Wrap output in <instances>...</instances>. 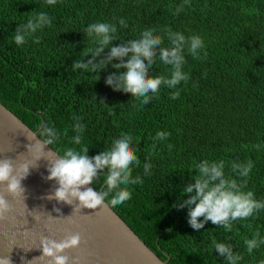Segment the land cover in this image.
<instances>
[{"label": "trees", "instance_id": "16d2710c", "mask_svg": "<svg viewBox=\"0 0 264 264\" xmlns=\"http://www.w3.org/2000/svg\"><path fill=\"white\" fill-rule=\"evenodd\" d=\"M182 3L59 0L50 6L45 0H0V102L34 132L45 125L58 129L61 140L50 146L61 155L67 147L87 146L88 155L94 157L122 133H131L140 142L136 147L141 160L133 175H141L144 183L129 186L131 200L110 206L163 261L226 264L225 257L211 248L216 239L233 245L243 257L239 264H259L264 260V245L248 254L244 239L257 231L264 237V210L235 221L231 232L211 221L197 231L188 223V208L180 209L178 202L188 198L182 192L194 183V164L221 158L226 174L237 179L231 160H252L255 167L246 190L264 200V0H191L174 15ZM39 12L53 18L52 26L39 30L25 45H16L12 37L19 23ZM120 18L127 21L126 28L119 24ZM96 22L117 25L116 44L138 39L149 27L160 35L169 27L186 36L200 35L208 55L197 59L185 52L184 71L191 78L179 86V99H170L173 90L162 87L157 99L140 107L131 93L114 91L106 84L107 76L117 72L111 65L99 76L71 70L84 48L93 46L83 31ZM164 46H169L166 38ZM169 72L170 66L158 61L150 75ZM74 114L87 125L81 145L71 143ZM158 131L171 135L156 142ZM169 143L174 145L171 150ZM255 144L261 145L260 150L252 147ZM145 158L153 165L149 176L143 175ZM102 184L101 179L91 186L99 192Z\"/></svg>", "mask_w": 264, "mask_h": 264}, {"label": "clouds", "instance_id": "9594fccd", "mask_svg": "<svg viewBox=\"0 0 264 264\" xmlns=\"http://www.w3.org/2000/svg\"><path fill=\"white\" fill-rule=\"evenodd\" d=\"M45 2L54 6L59 0H45ZM190 4L191 0H184V3L176 6L174 15H179L185 6ZM52 23L53 18L47 12L32 14L26 23H19L12 39L16 45L23 46L39 30L51 27ZM119 24L125 28L128 26L124 18L119 19ZM117 31L115 23L89 24L83 33L93 46L84 48L81 52L82 58L73 61L71 70L73 72L83 70L98 75L100 71L111 65L117 72L107 76L106 84L114 91L131 93L140 107L157 99L162 87L173 90L170 99H179L181 94L179 86L182 82L187 84L191 78L190 73L184 71V65L187 63L185 52L197 59H206L208 55L203 37L186 36L183 32L173 31L170 27L162 30L164 35L157 34L155 28H146L138 39H129L120 44L115 43L119 40ZM165 38L169 42L167 47L164 46ZM35 42H40L38 36ZM106 49H109L107 53ZM89 56L91 59L85 62L84 58ZM158 61L170 66L167 75H150V70ZM72 119L75 121L71 126L75 135L72 136L71 143L81 145L87 125L81 122L83 120L81 116L74 114ZM36 133H39L42 139L35 140ZM67 134L65 129L63 135L67 136ZM170 135V132L158 131L153 139L156 142L166 141ZM28 139L35 140V143L26 146L31 159L26 158L23 161L8 157L0 159V220H5L12 211V205L7 197L11 196L14 199L25 197L26 190L22 181L42 158L50 160L47 169L49 175L46 179L55 181L58 185L46 198L73 205L74 211H80L82 208L99 209L105 206V202L112 207L122 205L132 199L129 186L144 183L141 175H133L134 169L141 167V160L137 155L140 149L136 147L140 142L131 133H122L119 138L112 141L110 148L94 157L88 155L87 146L79 149L67 147L58 158L52 152L45 153L46 145L53 146L61 140L60 131L53 126H41V130L32 132L31 138ZM167 147L171 150L174 145L169 143ZM243 147L248 146L243 145ZM252 147L260 150L261 145L255 144ZM152 148L155 150V143ZM53 156L55 158H52ZM230 166L231 172L239 179L226 174V162L223 158L204 159L194 164L196 173L192 176L194 183L185 185L182 192V196L186 195L188 198L178 202L180 209L188 208V223L193 229L197 231L203 229L205 224L211 221L231 232L235 221L253 217L264 210V200L256 199L253 190H246L248 178L255 167L254 162L232 159ZM142 167L144 176L151 175L153 165L148 158H145ZM101 179L103 180L101 191L86 187L99 183ZM109 196L111 199H107ZM77 200L79 204L75 203ZM56 211L59 212V209ZM81 241L80 233L69 234L59 241L44 237L40 242L43 254L34 259L45 261L46 264H70L71 258L65 253L79 248ZM244 243L248 254H252L254 250L264 245V237H261L260 232L257 231L251 239L246 237ZM211 248H214L219 256L225 257L226 264H239L243 259L233 250V245L230 243H219L213 239ZM0 264H12L11 257L0 256ZM74 264H78V261ZM259 264H264V260Z\"/></svg>", "mask_w": 264, "mask_h": 264}, {"label": "water", "instance_id": "95a60500", "mask_svg": "<svg viewBox=\"0 0 264 264\" xmlns=\"http://www.w3.org/2000/svg\"><path fill=\"white\" fill-rule=\"evenodd\" d=\"M32 132L0 102V159H31L26 146L42 139L36 133L35 140L30 141L28 137L31 138ZM44 151L59 157L50 145H46ZM49 166L50 160L42 158L30 169V174L22 181L25 197H7L12 211L5 220H0V256H10L12 264H46L34 259L43 254L40 242L44 237L59 241L69 234L80 233V247L65 253L71 258L70 264L76 261L78 264H168L107 202L99 209L74 211L73 205L48 200L46 197L58 187L55 181L46 179Z\"/></svg>", "mask_w": 264, "mask_h": 264}]
</instances>
